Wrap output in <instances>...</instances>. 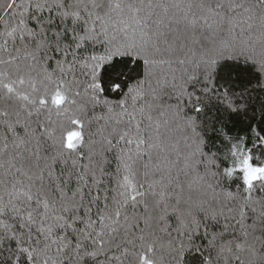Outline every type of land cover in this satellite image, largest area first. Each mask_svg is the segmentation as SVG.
Listing matches in <instances>:
<instances>
[{
  "label": "snow or ice",
  "instance_id": "1",
  "mask_svg": "<svg viewBox=\"0 0 264 264\" xmlns=\"http://www.w3.org/2000/svg\"><path fill=\"white\" fill-rule=\"evenodd\" d=\"M255 91L264 0H0V264H264Z\"/></svg>",
  "mask_w": 264,
  "mask_h": 264
},
{
  "label": "trees",
  "instance_id": "2",
  "mask_svg": "<svg viewBox=\"0 0 264 264\" xmlns=\"http://www.w3.org/2000/svg\"><path fill=\"white\" fill-rule=\"evenodd\" d=\"M247 103L249 105V115L254 113L258 120L261 110L264 109V91H255L250 93L247 98Z\"/></svg>",
  "mask_w": 264,
  "mask_h": 264
}]
</instances>
